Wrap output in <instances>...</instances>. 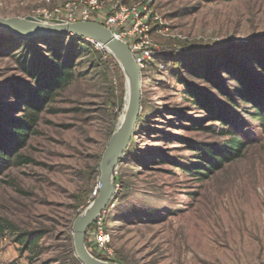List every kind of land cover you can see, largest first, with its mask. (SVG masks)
Instances as JSON below:
<instances>
[{"label": "rangeland", "instance_id": "1", "mask_svg": "<svg viewBox=\"0 0 264 264\" xmlns=\"http://www.w3.org/2000/svg\"><path fill=\"white\" fill-rule=\"evenodd\" d=\"M67 1L0 0V18H42ZM120 1L151 2L162 24L152 29L154 57L142 75L143 111L114 169V206L103 215L110 243L104 252L96 250L93 226L86 235L88 252L116 264H264V129L243 113L248 106L237 111L235 132L247 144L239 159L204 181L167 163L188 167L194 153L185 141L227 143L228 137L209 130L219 124L186 102L180 79L228 107L190 70L209 61L235 70L247 63L245 57L263 53L264 0ZM6 34L0 31V98L17 104L11 86H35L19 58L30 48V59L43 61L57 42L43 37L28 44ZM65 43L67 56L71 39ZM75 71V81L46 106L37 134L20 150L30 162L0 175V264H82L73 225L99 194L101 158L120 126L128 76L109 52L95 48L80 55ZM217 76L232 91L231 78L224 71ZM11 229L45 238L34 251H24Z\"/></svg>", "mask_w": 264, "mask_h": 264}, {"label": "trees", "instance_id": "2", "mask_svg": "<svg viewBox=\"0 0 264 264\" xmlns=\"http://www.w3.org/2000/svg\"><path fill=\"white\" fill-rule=\"evenodd\" d=\"M6 36L8 39L20 41L9 34ZM48 38L57 42V46L51 50L53 54L47 56L48 58L43 61L40 57L30 59L31 49L29 48L18 60L20 69L33 79L35 86H27L22 90L11 86L12 98L20 101L17 104L4 103L0 98V175L12 165H24L30 162L29 158L26 159L20 154V150L26 147L31 136L37 134L36 126L41 114L47 109L46 106L58 92L75 81L77 76L75 67L80 55L84 51L91 52V48H95L93 43L82 38L65 36ZM39 39L42 38L22 41L31 44ZM69 39L71 43L66 56L62 47ZM245 58L247 63L243 65V68L237 66L235 70H231L228 63L215 61H209L202 69L190 70V74L201 79L207 86L213 87L229 105L226 108L217 103L214 96L206 95L197 86L180 79L184 86L186 102L193 104L196 109L204 112L208 119L219 124L209 130L219 131L220 135L228 137L227 143L223 146L184 142L188 151L194 153L188 167L179 161L170 160L167 163L178 167L190 177L208 180L216 171L243 155L247 144L244 138L235 132L240 127L237 111L241 106H248L247 111L243 113H248V116L253 121L259 122L264 129V52L259 53L257 57ZM220 71H224V75L231 78L234 84L232 91L224 90L217 76ZM140 118L141 115L138 122ZM195 125V129H205L202 125ZM0 228L2 230L4 226ZM9 234L23 246L24 251H34L45 238L43 233H22L14 229H11Z\"/></svg>", "mask_w": 264, "mask_h": 264}, {"label": "water", "instance_id": "3", "mask_svg": "<svg viewBox=\"0 0 264 264\" xmlns=\"http://www.w3.org/2000/svg\"><path fill=\"white\" fill-rule=\"evenodd\" d=\"M0 31L23 40L65 36L100 43L119 62L128 76V81L130 80V88H132L130 108L123 126L109 141L101 158L99 194L94 203L84 211L82 216L78 217L73 225L74 249L82 264H116L103 262L93 257L86 248V235L89 229L94 226L98 217L115 199L117 185L113 179L114 169L125 150L130 146V142L135 135L139 116L143 111L141 106L143 89L141 69L136 64L128 46L115 38L113 33L99 23L79 22L69 24L45 17L38 19L33 17L24 19L0 18ZM116 152H119L118 155L112 159Z\"/></svg>", "mask_w": 264, "mask_h": 264}, {"label": "built area", "instance_id": "4", "mask_svg": "<svg viewBox=\"0 0 264 264\" xmlns=\"http://www.w3.org/2000/svg\"><path fill=\"white\" fill-rule=\"evenodd\" d=\"M43 16L69 24L87 22L103 25L115 38L128 46L142 75L154 57L151 40L153 26L162 24V19L151 7V2L125 4L120 0H71L51 12L45 11ZM91 43L97 51L108 52L100 43ZM110 206L114 205H109L94 224L95 246L100 252L107 250L110 243V235L105 232L103 224V215Z\"/></svg>", "mask_w": 264, "mask_h": 264}, {"label": "bare ground", "instance_id": "5", "mask_svg": "<svg viewBox=\"0 0 264 264\" xmlns=\"http://www.w3.org/2000/svg\"><path fill=\"white\" fill-rule=\"evenodd\" d=\"M42 25V24H41ZM40 26V25H39ZM127 88H128V91H127V97H126V100H125V104H124V106H125V108H124V111H123V113L121 114V117H120V119H119V128H121L122 126H123V123H124V120H125V118H126V115H127V113H128V110H129V108H130V102H131V96H132V91H131V89L132 88H130V80L128 81V85H127ZM118 153L119 152H116L113 156H112V159L113 158H115L117 155H118ZM106 210V209H105ZM104 210V211H105ZM103 211V212H104ZM103 214V213H102ZM101 214V215H102Z\"/></svg>", "mask_w": 264, "mask_h": 264}]
</instances>
